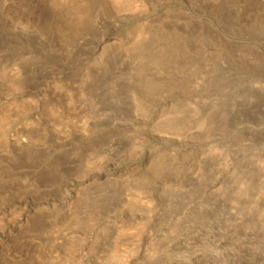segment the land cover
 I'll return each instance as SVG.
<instances>
[{
    "label": "rangeland",
    "instance_id": "374dc122",
    "mask_svg": "<svg viewBox=\"0 0 264 264\" xmlns=\"http://www.w3.org/2000/svg\"><path fill=\"white\" fill-rule=\"evenodd\" d=\"M0 264H264V0H0Z\"/></svg>",
    "mask_w": 264,
    "mask_h": 264
}]
</instances>
